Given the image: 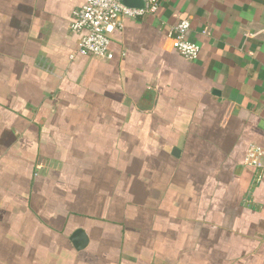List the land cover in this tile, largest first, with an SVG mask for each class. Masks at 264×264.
<instances>
[{
	"label": "crops",
	"instance_id": "obj_1",
	"mask_svg": "<svg viewBox=\"0 0 264 264\" xmlns=\"http://www.w3.org/2000/svg\"><path fill=\"white\" fill-rule=\"evenodd\" d=\"M157 2L107 61L86 0H0V264H264V0Z\"/></svg>",
	"mask_w": 264,
	"mask_h": 264
},
{
	"label": "built area",
	"instance_id": "obj_2",
	"mask_svg": "<svg viewBox=\"0 0 264 264\" xmlns=\"http://www.w3.org/2000/svg\"><path fill=\"white\" fill-rule=\"evenodd\" d=\"M144 2L145 8L138 9L126 6L123 0H86L85 5L74 12V21L70 28L72 35L78 37L77 54L100 60H113L114 55L110 51L111 35L123 30L127 20H135L157 12V0H144ZM189 30L190 22L181 20L170 35L174 50L186 61L194 62L199 58L200 48L187 40ZM74 57L73 55L71 59ZM263 157L262 149L251 148L246 164L249 167L262 169Z\"/></svg>",
	"mask_w": 264,
	"mask_h": 264
},
{
	"label": "water",
	"instance_id": "obj_3",
	"mask_svg": "<svg viewBox=\"0 0 264 264\" xmlns=\"http://www.w3.org/2000/svg\"><path fill=\"white\" fill-rule=\"evenodd\" d=\"M123 3L130 8H145L144 0H123ZM75 243L77 249H81L85 246V244L87 243V237L84 232L79 231L75 234Z\"/></svg>",
	"mask_w": 264,
	"mask_h": 264
}]
</instances>
